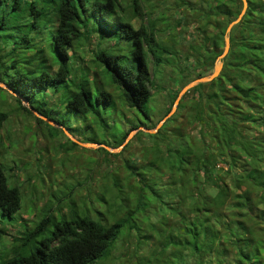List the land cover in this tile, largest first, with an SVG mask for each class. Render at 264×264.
<instances>
[{
  "label": "trees",
  "instance_id": "16d2710c",
  "mask_svg": "<svg viewBox=\"0 0 264 264\" xmlns=\"http://www.w3.org/2000/svg\"><path fill=\"white\" fill-rule=\"evenodd\" d=\"M209 2L200 16L205 28L216 32L185 57L195 67L193 79L182 86L207 76L221 54L227 26L242 9L241 0ZM246 2L219 76L186 94L195 97L185 119L189 132L182 124L168 126L179 120L177 109L150 134L139 129H155L171 110L157 123L152 120L150 89L156 84L150 62L157 68L177 53L157 43L151 23L149 30L133 27V19L146 15L141 0H128L126 7L121 0H0V53L5 51L0 83L17 95L12 98L18 109L29 115L33 110L61 130L65 122L51 108L50 93L64 111L83 119L86 129H91L89 119L103 128L102 141L95 135L86 141L117 149L138 130L135 139L150 143L140 161L130 148L133 140L116 154L99 148L123 160L122 177L109 169L111 183L98 196L113 206L108 218L99 214L93 220L85 205L74 206L57 222L45 216L14 239L19 244L5 264H97L111 257L121 237L132 234L146 252L123 254L114 264H264V0ZM94 36L90 63L98 71L90 80L88 70L75 63L83 61L79 51ZM177 96L172 95L173 104ZM118 102L130 119L125 110L116 116ZM121 123L129 127L121 129ZM21 202L0 165L1 217L12 220ZM5 234L0 229V237Z\"/></svg>",
  "mask_w": 264,
  "mask_h": 264
},
{
  "label": "rangeland",
  "instance_id": "374dc122",
  "mask_svg": "<svg viewBox=\"0 0 264 264\" xmlns=\"http://www.w3.org/2000/svg\"><path fill=\"white\" fill-rule=\"evenodd\" d=\"M127 2L128 0H121L123 7L127 6ZM209 5V0H141V7L146 15L142 20L136 18L131 22L135 29L142 26L146 30H149L148 23H151L156 31L157 43L177 53L174 60L160 67L156 68L154 63L150 62L149 71L156 86L150 89L152 96L149 109L152 111L150 112L152 120L156 123L168 107L172 109V95L179 94L186 86H182V84L190 78L193 79L192 71L195 65L192 63V58L188 61L185 60V57L192 53V47L198 48L202 45L205 35L210 36L216 32L213 26L205 28L203 18L200 16L208 9ZM96 42V36L92 37L89 42H85L81 49L82 53L81 50L79 51L83 61L75 63V67L88 70L90 80L98 71L90 63ZM223 48L224 42L223 47L220 48L221 53ZM213 68L214 65L211 70L207 71V75L213 72ZM5 91L7 90L5 89ZM188 92L181 96L171 115L173 116L179 109V120L168 124L170 128L182 124L187 133L190 128L185 119L191 99L194 97L190 94L186 95ZM12 97V93L0 91V165L5 169L9 186L19 189L22 202L21 209L12 220L2 218L0 215V229L6 233L0 237V264H5L12 258L14 246L19 244H16L14 239H17L25 230L33 229L45 216H51L57 222L63 215L69 214L74 206L81 210L85 205L89 207L88 214L93 220L96 221L99 214L108 218V215L113 211V206L108 204V198H105L104 202H100L98 196L104 189H108V183L109 185L111 183L108 180L110 179L109 169L115 170L119 177H122L124 171L121 158L115 159L99 151L100 147L105 149L107 146L100 145L98 147L96 144V147H83L78 144H93L86 141V139L90 140L93 135L97 137V141H102L103 128L93 119H89L88 123H90L91 129H86L83 119L76 116L74 112L64 111L60 107L57 95L51 96L48 93L47 98L51 101L52 107H50L57 113L56 117L65 122L64 127H60L61 130L56 129L58 126L54 122L48 123L42 119L53 129L48 128L45 124L37 123L34 118L42 116L32 111V115L21 111ZM183 97L186 98L185 107L180 108L179 105ZM118 104L116 116L125 110L121 107L120 102ZM22 105L27 107L24 102ZM125 113L126 117L130 119L132 114L127 110ZM161 121L158 122L156 128ZM108 124L110 123L107 120L105 126L108 127ZM120 126L125 130L129 127L123 123ZM117 128L119 127L115 129ZM139 130L147 133L144 128ZM152 130L154 129L150 131ZM137 133L138 130H134L128 142L134 141L130 148L135 151V155L140 161L144 148L150 143L141 136L135 139ZM71 142L76 143L77 147L72 146ZM110 150L113 152L106 151L111 154L120 152V150L115 151L112 148ZM126 154L127 152L123 157ZM151 219L156 224H159L160 221L164 222L160 217H150ZM52 229L51 227L46 234ZM40 239L41 237H38L37 241ZM145 252L146 247L141 246L140 248L139 246L138 248L137 236L132 234L127 238L121 237L115 243L111 257L97 264H114L115 259L120 258L123 254L129 258Z\"/></svg>",
  "mask_w": 264,
  "mask_h": 264
},
{
  "label": "water",
  "instance_id": "95a60500",
  "mask_svg": "<svg viewBox=\"0 0 264 264\" xmlns=\"http://www.w3.org/2000/svg\"><path fill=\"white\" fill-rule=\"evenodd\" d=\"M241 2H242V9H241V11H240V13H239V15L237 16V18L234 20V21H232L231 23H229V25L227 26V28H226V30H225V33H224V36H223V42H224V48H223V51H222V53H221V55H219L218 57H217V59H216V61H215V63H214V68H213V72L210 74V75H207V76H205V77H202V78H199V79H195V80H193V81H191L189 84H187L181 91H180V93L178 94V96H177V98H176V100L174 101V104H173V107H172V109H171V111L166 115V117H164V119L159 123V125H158V127L156 128V129H154V130H152V131H150V130H145L147 133H155L157 130H158V128L164 123V121L166 120V119H168L173 113H174V111H175V109H176V106H177V104H178V102H179V100H180V98H181V96L182 95H184L186 92H188L189 90H191V89H193L194 87H196L197 85H199V84H206V83H209V82H211V81H213L214 79H216L218 76H219V74H220V71H221V69H222V65H223V59L226 57V55L228 54V52H229V48H230V33H231V30L233 29V27L234 26H236L240 21H241V19H242V17L244 16V14H245V11H246V9H247V2H246V0H241ZM0 87H3L4 89H6L8 92H10V93H12L4 84H1L0 83ZM13 94V93H12ZM14 95V94H13ZM14 96H17V95H14ZM27 103V102H26ZM33 113H34V111L33 110H31ZM43 120H45V121H47L48 123H51V121H49V120H47L46 118H43V117H41ZM140 129H142V128H140ZM134 131H132L129 135H128V137H127V139L125 140V142L123 143V145L122 146H124L127 142H128V140H129V138L132 136V133H133ZM73 140V139H72ZM74 141V140H73ZM80 146H83V147H96L97 145L96 144H81V143H78ZM122 146L121 147H119V148H117V149H115V151H118V150H120L121 148H122ZM98 147H100L99 145H98ZM105 149L107 150V151H109V152H113L112 150H110V148H108V147H105Z\"/></svg>",
  "mask_w": 264,
  "mask_h": 264
}]
</instances>
